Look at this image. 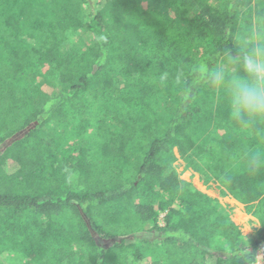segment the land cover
<instances>
[{"label": "trees", "instance_id": "16d2710c", "mask_svg": "<svg viewBox=\"0 0 264 264\" xmlns=\"http://www.w3.org/2000/svg\"><path fill=\"white\" fill-rule=\"evenodd\" d=\"M254 28L264 0H0V264H245L173 164L264 222V129L194 83Z\"/></svg>", "mask_w": 264, "mask_h": 264}, {"label": "clouds", "instance_id": "9594fccd", "mask_svg": "<svg viewBox=\"0 0 264 264\" xmlns=\"http://www.w3.org/2000/svg\"><path fill=\"white\" fill-rule=\"evenodd\" d=\"M236 55L225 51L211 67L201 61L196 66L194 83L210 89L230 123L248 127L259 124L264 129V30H252L250 36L236 41ZM252 166L264 164L259 154L250 161ZM250 222L240 227L235 257L245 264H255L248 249L247 232L264 225L253 213ZM264 264V256H261Z\"/></svg>", "mask_w": 264, "mask_h": 264}, {"label": "rangeland", "instance_id": "374dc122", "mask_svg": "<svg viewBox=\"0 0 264 264\" xmlns=\"http://www.w3.org/2000/svg\"><path fill=\"white\" fill-rule=\"evenodd\" d=\"M87 2L89 9L93 11L96 0H87ZM174 153L177 157L176 150H174ZM173 165L176 168V171L179 174L180 179L192 183V185L196 189L207 194L212 198L218 199L221 205L226 206L227 209L229 210L231 220L236 225H238L239 228L241 227L242 224L250 222L249 217L245 212V208L242 204L236 203L228 196L222 197L216 185L210 184V186L208 187L206 184L203 183V181L199 178L197 174L193 173L190 169H187L185 164L180 159L174 162ZM258 228L259 227L253 228L251 231L247 232L246 235L253 234L254 232H256ZM261 256H262V252L261 250H258L255 264H261Z\"/></svg>", "mask_w": 264, "mask_h": 264}, {"label": "crops", "instance_id": "0c3cea01", "mask_svg": "<svg viewBox=\"0 0 264 264\" xmlns=\"http://www.w3.org/2000/svg\"><path fill=\"white\" fill-rule=\"evenodd\" d=\"M233 200V199H232ZM236 202V201H235ZM237 203V202H236ZM239 204V203H238Z\"/></svg>", "mask_w": 264, "mask_h": 264}]
</instances>
